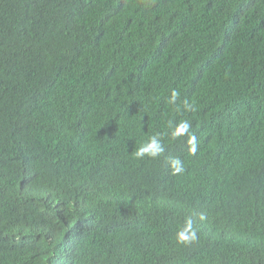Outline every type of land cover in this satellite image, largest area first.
Returning <instances> with one entry per match:
<instances>
[{"label": "trees", "instance_id": "trees-1", "mask_svg": "<svg viewBox=\"0 0 264 264\" xmlns=\"http://www.w3.org/2000/svg\"><path fill=\"white\" fill-rule=\"evenodd\" d=\"M49 1L56 0H0V192L15 193V178L29 175L60 198L23 184L18 192L32 197L36 215L25 225V216L0 213V264H201L193 253L211 264H264L263 209L243 201L230 172L212 169L222 177L210 184L197 177L204 156L194 154L189 136L201 126L216 129L217 163H251V177L264 179V95L257 100L262 129L245 109L264 93V0H160L146 12L134 6L146 0H125L119 29L104 36L95 0L80 2V15L73 0H61L59 13ZM46 52L62 57L55 56L51 73L44 71ZM114 77L99 95L110 107L92 111L97 117L75 155L44 160L16 120L32 116L33 89L49 106L65 108L82 87L98 94ZM184 121L190 128L176 153L166 135ZM234 123L249 136L238 141V128H227ZM30 129L35 138L36 124ZM153 130L161 131L164 151L136 157L131 143L147 145ZM54 133L46 129L34 140L46 157ZM196 178L201 197L169 190L158 208L128 213L139 193H167L168 184ZM197 208L209 224L201 219L204 230L194 234L187 218Z\"/></svg>", "mask_w": 264, "mask_h": 264}, {"label": "clouds", "instance_id": "clouds-1", "mask_svg": "<svg viewBox=\"0 0 264 264\" xmlns=\"http://www.w3.org/2000/svg\"><path fill=\"white\" fill-rule=\"evenodd\" d=\"M70 1V0H68ZM77 4V9L80 12V2L83 0H73ZM104 5V11L98 10V3L95 0V10L98 13V24L99 28L101 29V34L108 35L110 33L116 32L121 24L122 18H123V12L125 8V0H102ZM61 0H56L55 2L50 3L48 2V5L50 8H56L58 10V13L61 9ZM156 4V7H160V0H146V1H136L134 2V6L139 7L143 12H146L149 6H153ZM57 18V15L56 17ZM96 18V17H95ZM238 27V26H237ZM60 56V54L57 52L55 54H49L46 52V58L44 63V71H49L50 73L53 71L51 69L50 64H54L55 62V56ZM61 57V56H60ZM62 58V57H61ZM14 64H17V61L13 62ZM27 63V62H26ZM19 67V66H18ZM19 69V68H18ZM62 72L58 70L57 75H61ZM116 77L114 78H108L105 79L100 87L99 93H95L91 91L88 87H82L80 91H78V96L74 101H70L65 108H61L57 103L53 106H49V103L44 100L42 97H37L34 95V89H33V96L31 101V112L32 116L27 118H21L16 116V120L22 130L28 129L29 136L33 140V142L38 146L39 148V154L40 156L49 162H59L62 159H70L71 155L74 154L75 146L79 145L84 139H86L90 135L89 131V123L95 121L96 115L92 114V111L98 107V104L100 106H104L106 108L110 107L107 105L102 98L99 96L103 93H106L110 88L112 83L114 82ZM76 87L79 86V84L75 85ZM264 95L263 92L256 93L249 104L245 107V109L249 110L250 112L254 113L257 119L259 120V107L257 104V100L260 96ZM176 94L173 93V100L175 99ZM72 113L69 111L72 110ZM47 111V114L44 112ZM54 115V116H53ZM82 119V121H80ZM260 126L258 129H262L263 125L262 122L259 120ZM30 124H36L37 129V136L40 138L37 139V136L34 138L31 134ZM235 124V123H234ZM236 127L239 130V136L238 141L241 139L246 138L249 136L247 133H245L241 128L238 126H227L229 130H236ZM190 128V125L188 122L184 121L179 124L176 131H170L167 133L166 137L169 139V146L173 151L177 153L179 144L181 140L183 141V134L188 133ZM46 129H53L55 131L54 136L49 137V145L51 147V150L48 154V157H46L45 152H43V149L34 141V140H41V137L43 136V132ZM161 131L153 130L149 131V133L146 134L148 141H150L147 145L139 147V144H133L131 145L133 148V153L138 158H147L146 155L151 157H156L160 153L164 151L161 141L163 140V137L159 135ZM218 132L216 129L209 127L206 128L204 126H201L199 129H196L192 132H189V136L191 141L193 142L194 147V154L197 153V151H202L204 160L200 163L199 171L197 174V177L201 176L203 179L207 180V184L209 183V180L215 181L213 178L215 177H222L220 174H213L212 169L218 171V172H230L229 177L233 178V185L235 186L236 190L240 193L242 199L244 202L248 204V201H252L248 205L253 204V200L256 203V209L259 207L263 209L264 211V179H255L251 177V170H252V164L246 163L245 161L239 162L235 158L231 157L230 163L231 166L226 167L222 166L215 160L217 157L221 156L217 152L218 145H217V139H218ZM253 150H258L257 145ZM252 150V151H253ZM66 156V157H65ZM48 164V163H47ZM20 182V185H19ZM28 183L27 187H32L33 191L37 195H41L43 192V195L41 197H48V199L56 198L58 199L59 196L49 190L47 188V185L41 182L37 177H29L28 176H19V178H15V193L13 194H3L0 192V213L3 212L5 215H11L17 219H21L14 215L13 213L19 215V216H25L24 219H21L25 221V225L32 224V218L34 215H36V210L33 207V199L31 196L24 195L23 193H19L18 190H21L22 192V186L25 183ZM63 182V180H62ZM181 182H172L171 184H168L167 187V193L163 192H155V191H148V192H142L139 193L138 198L134 199L132 201V205L128 207V213H131L135 211L137 208H139L141 205L142 207L150 206V207H159V197L161 198H169V190H173V194H179L181 189H184V192L190 191L192 195H195L196 190L199 193V196L202 195V189L201 184H199V181L195 180L192 181L190 184H187V186ZM42 187L43 192H39V188ZM183 191V190H182ZM13 196H15L13 200ZM60 199V198H59ZM44 202V201H43ZM195 202L194 200H190V203ZM45 203H50L48 200L45 201ZM51 207L56 209L55 206H57V203L51 202ZM198 209V208H197ZM201 219H203V224L208 225V217L207 214L203 211H200L199 209L192 212L189 217L187 218L188 222L193 221L192 226H188L190 231L194 234L195 230L198 229L199 231L204 230L202 228ZM187 226V224H186ZM12 234V233H11ZM198 238V237H197ZM253 238L256 240V247L260 246L261 238L256 234L253 236ZM193 262L201 263V264H211L209 257L205 256L203 253H193ZM201 257V260H198L197 258ZM191 261V262H192ZM191 264V263H190Z\"/></svg>", "mask_w": 264, "mask_h": 264}, {"label": "bare ground", "instance_id": "bare-ground-1", "mask_svg": "<svg viewBox=\"0 0 264 264\" xmlns=\"http://www.w3.org/2000/svg\"><path fill=\"white\" fill-rule=\"evenodd\" d=\"M44 135H45V134H44ZM39 138H40V137L37 136V139H39ZM78 154H79V155L86 156V154H82L81 152H79ZM261 165H262V167H263V169H264V162H262ZM26 183H27V182H26ZM27 184H28V183H27ZM27 184H24V186L26 187ZM38 191H39V190H38ZM35 197H36V196H34V198H35ZM42 200H43V199H42ZM250 201H251V200H250ZM84 202H85V200L83 199V200H82V203H84ZM251 202H252V201H251ZM79 206H80V207H84V205L82 206V204H80ZM85 208H86V207H84V209H85ZM146 214H147V213H144L143 215L146 216Z\"/></svg>", "mask_w": 264, "mask_h": 264}]
</instances>
